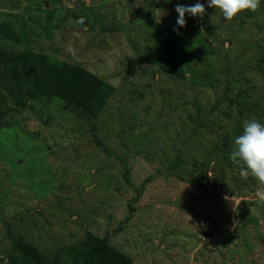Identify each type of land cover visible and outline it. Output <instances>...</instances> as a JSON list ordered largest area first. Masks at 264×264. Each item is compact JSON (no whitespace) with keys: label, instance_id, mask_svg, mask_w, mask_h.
<instances>
[{"label":"rangeland","instance_id":"rangeland-1","mask_svg":"<svg viewBox=\"0 0 264 264\" xmlns=\"http://www.w3.org/2000/svg\"><path fill=\"white\" fill-rule=\"evenodd\" d=\"M195 2L0 0V52L41 50L115 88L92 132L58 100L11 102L0 87V264H11L13 238L52 255L86 231H112L149 176L131 222L111 237L116 249L136 264H264L259 182L229 159L243 120L264 123V0L232 21L201 0L203 19L186 14L177 34V3ZM163 37L183 38L195 89L156 65ZM226 134V160L192 171Z\"/></svg>","mask_w":264,"mask_h":264},{"label":"trees","instance_id":"trees-1","mask_svg":"<svg viewBox=\"0 0 264 264\" xmlns=\"http://www.w3.org/2000/svg\"><path fill=\"white\" fill-rule=\"evenodd\" d=\"M252 14L248 13L245 16L251 17ZM4 35H6L5 32L2 37ZM182 40V37L157 39L154 43V59L162 72L184 83V80L192 79V75L188 55L181 48ZM192 81L190 88L195 89L197 86L193 79ZM0 87L4 88L11 102L14 99H25L30 102L42 99L47 103L58 100L64 104V109L70 108L91 120L90 131L92 132L97 128L96 121L115 91L114 86L104 78L80 65L58 61L41 50L28 48L16 54L6 55L0 52ZM226 98L235 104L236 99L228 95ZM3 102L0 94V126L1 120L8 114L7 109L1 110ZM240 112L244 113L243 109ZM230 138L232 136L226 134L218 139L219 143L215 144L217 141L215 140L200 163L192 162L190 169L205 172V162L209 158L222 161L225 158L226 160L224 156L226 151L222 149L225 147L229 151L234 141V138ZM221 175L225 176L226 173H221ZM151 180V176L145 178L139 188L134 189V197L128 201L126 206V215L112 231H106L102 236L86 231L81 239L62 246L59 252L54 251L56 254L52 255H44L37 247L21 237L13 238V248L8 254L9 261L11 264H136L133 257L113 246L111 237L116 236L131 222L134 213L138 210L137 204L145 186ZM111 219L109 212V223Z\"/></svg>","mask_w":264,"mask_h":264},{"label":"clouds","instance_id":"clouds-1","mask_svg":"<svg viewBox=\"0 0 264 264\" xmlns=\"http://www.w3.org/2000/svg\"><path fill=\"white\" fill-rule=\"evenodd\" d=\"M260 5L261 0H207V7L219 10L226 21H232L243 12H256ZM175 12L178 18L177 27L173 31L179 34V29L187 24L186 14L203 19L206 7L201 0H196L191 5L177 3ZM242 126V134L235 138V147L231 150L229 159L234 164L242 162L244 165L240 169L242 177L247 178L251 175L259 182L255 195L260 202H264V123L259 122L255 117L245 118Z\"/></svg>","mask_w":264,"mask_h":264}]
</instances>
